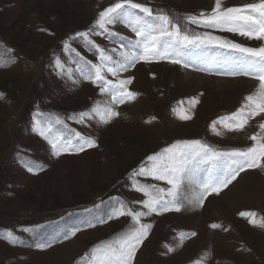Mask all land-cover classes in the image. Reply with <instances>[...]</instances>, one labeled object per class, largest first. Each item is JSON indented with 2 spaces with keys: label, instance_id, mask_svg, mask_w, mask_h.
I'll return each instance as SVG.
<instances>
[{
  "label": "rangeland",
  "instance_id": "rangeland-1",
  "mask_svg": "<svg viewBox=\"0 0 264 264\" xmlns=\"http://www.w3.org/2000/svg\"><path fill=\"white\" fill-rule=\"evenodd\" d=\"M113 2L0 0V57L9 61L0 66V93L4 94L0 96V264H76L96 243L115 238L131 225V217L114 218L105 224L96 223L95 218L110 211L112 198H121L130 207L131 201L145 198L128 177L147 155L188 139H200L224 151L248 147L254 143L250 136L264 122L262 114L250 119L241 131L217 124V135L212 121L239 108L244 97L256 90L258 81L216 75L215 67L201 72L167 61L140 62L121 74L134 78L129 89L138 96L117 105L120 116L110 124L92 120L86 127L69 119L107 97L88 80L73 83L78 73L72 79L61 76L52 67L54 57L60 56L66 68L75 70L74 59L78 58L63 51V41L92 26L98 11ZM214 2L148 0L151 6L181 17V22L187 14L210 11ZM222 2L224 6H239L255 0ZM113 30L134 36L123 25ZM207 30L248 47L264 43L238 33ZM92 38L108 49L119 46L103 36ZM73 47L96 62L97 57L80 43ZM223 51L196 49L189 58L199 52L193 63L208 67L207 63ZM193 97L199 103L191 105ZM180 110L191 119H180ZM37 112L59 115L72 129L95 138L98 146L56 157L47 141L34 131ZM37 163L43 164V170L28 171L29 165ZM138 179L153 182L151 178ZM241 211L257 212L258 220L264 216V170L241 173L220 195L209 196L203 207L187 206L180 212L142 218L153 228L133 264H196L208 253L206 264H264V227L250 224L239 215ZM89 220L94 228L86 227ZM213 223L221 227L213 229ZM76 226L82 230L75 237L54 242L58 234ZM6 229L13 230L23 242L12 244L3 239ZM193 231L196 236L180 240L179 233ZM49 241H53L50 248L36 247ZM167 246L174 251L169 252Z\"/></svg>",
  "mask_w": 264,
  "mask_h": 264
},
{
  "label": "snow or ice",
  "instance_id": "snow-or-ice-1",
  "mask_svg": "<svg viewBox=\"0 0 264 264\" xmlns=\"http://www.w3.org/2000/svg\"><path fill=\"white\" fill-rule=\"evenodd\" d=\"M116 25L127 27L134 36L114 31ZM191 25L205 30L197 31ZM207 29L238 33L248 39L264 41V0L239 6H224L222 0H215L210 11L187 14L183 17V22L181 17H174L165 9L151 6L148 0H114L98 11L92 26L75 32L63 41V51L78 58L74 59L75 70L66 68V61L60 56L54 57L52 67L61 76L72 79L78 73L73 83L88 80L107 97L103 102L96 101L91 109L69 119L86 127L92 120L103 125L110 124L120 116L116 106L134 101L138 96L137 92L129 89L134 78L130 75L122 77L121 74L135 68L140 62L167 61L201 72L211 71L215 67L216 75L247 76L258 81L256 90L244 97L239 108L211 123V128L217 135L220 134L217 124L229 131L243 130L250 119L264 114V43L259 47H248ZM93 36H103L119 46L105 48ZM74 43H80L91 51L97 57L96 62L81 55L73 47ZM206 47L224 51L218 59L213 58L208 67H196L189 57L193 50ZM12 51L14 50L7 49L9 53ZM14 59L13 57L12 60ZM8 62L0 57V66ZM3 95L0 93V96ZM189 103L195 105L199 100L193 97ZM178 115L182 120L191 119L183 110L178 111ZM36 116L34 131L47 141L56 157L98 146L95 138L72 129L59 115L37 112ZM249 139L254 142L251 146L227 151L200 139L177 140L147 155L132 169L128 177L132 187L143 193L145 198L131 201V207L121 198H112L110 211L95 218L96 223L105 224L114 218L131 217V225L115 238L96 243L90 252L78 258L76 264H133L138 249L148 239L153 228L152 223L143 222L142 218L153 214L162 216L169 212H180L187 206L203 207L209 196L220 195L237 181L241 173L254 169L264 170V122L259 124V131ZM41 170L43 164L28 166L30 172L38 173ZM138 177L151 178L153 182L142 183ZM239 215L247 218L252 225L264 227V216H259L258 220V213L255 211H241ZM95 226L91 220L86 222L87 228ZM211 227L215 229L221 225L213 223ZM81 230L79 226L72 227L58 234L54 242L75 237ZM24 231L32 230L25 228ZM196 235L194 231L179 233L181 241ZM2 238L12 244L23 242L22 237L8 229ZM52 243L53 241L40 243L36 247L50 248ZM167 247L169 252L174 251L172 247ZM209 256L210 253L206 254L196 264H206Z\"/></svg>",
  "mask_w": 264,
  "mask_h": 264
},
{
  "label": "bare ground",
  "instance_id": "bare-ground-1",
  "mask_svg": "<svg viewBox=\"0 0 264 264\" xmlns=\"http://www.w3.org/2000/svg\"><path fill=\"white\" fill-rule=\"evenodd\" d=\"M199 55H200L199 52L194 53V57L191 58V60H195V58L197 59V58L199 57ZM197 61H198V60H197ZM206 63H207V62H206ZM207 64H209V63H207Z\"/></svg>",
  "mask_w": 264,
  "mask_h": 264
}]
</instances>
